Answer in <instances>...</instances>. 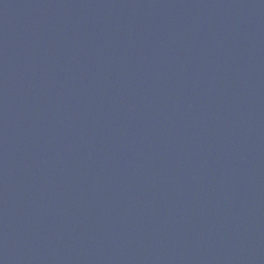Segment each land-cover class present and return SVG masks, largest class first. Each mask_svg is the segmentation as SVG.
Instances as JSON below:
<instances>
[{
  "label": "water",
  "instance_id": "95a60500",
  "mask_svg": "<svg viewBox=\"0 0 264 264\" xmlns=\"http://www.w3.org/2000/svg\"><path fill=\"white\" fill-rule=\"evenodd\" d=\"M0 264H264V0H0Z\"/></svg>",
  "mask_w": 264,
  "mask_h": 264
}]
</instances>
